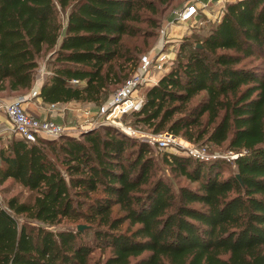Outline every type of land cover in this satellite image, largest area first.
Segmentation results:
<instances>
[{"label": "trees", "instance_id": "trees-1", "mask_svg": "<svg viewBox=\"0 0 264 264\" xmlns=\"http://www.w3.org/2000/svg\"><path fill=\"white\" fill-rule=\"evenodd\" d=\"M163 2L0 0V93L27 94L46 52L44 103H101L153 46ZM129 114L236 156L164 151L186 182L174 190L152 179L148 144L112 125L31 143L12 134L0 184L27 193L0 202V264H88L87 228L109 248L93 264H264V0L228 1L207 32L184 36ZM63 220L85 226L48 228Z\"/></svg>", "mask_w": 264, "mask_h": 264}, {"label": "rangeland", "instance_id": "rangeland-1", "mask_svg": "<svg viewBox=\"0 0 264 264\" xmlns=\"http://www.w3.org/2000/svg\"><path fill=\"white\" fill-rule=\"evenodd\" d=\"M189 1L190 0H167V2L157 4L159 10H162L163 8L166 10L164 11V13L159 14L160 27L153 46L150 47L149 50H146L144 53H141V55L149 53L151 57L153 56V59L150 61L149 64V71L147 74L148 79H146L142 87L138 89V91L136 92L137 94L142 93V95H144V92L148 88V86H150L151 83H155L157 77L161 73H165L169 69V67L173 65L174 56L177 52L178 44L183 39L184 36L190 34L202 35L203 33L207 32L208 29L211 28L212 25L218 22L219 19L221 18V14L225 8L226 3L228 1H234V0H223V1L213 2L212 4H210L205 8H199L198 14L190 21H186V22L176 21L174 19L176 13ZM58 16L63 17L61 11H59ZM167 20H170L171 25L177 24L184 29V32L179 35L180 37H178L175 40V42L171 40L168 41V39H166L167 38L166 34H164L163 36L161 34V31L163 30L162 27L166 25ZM172 39L174 40L175 38L173 37ZM48 57H49L48 53L43 52L38 60L39 65L45 66ZM117 88L109 92L107 97L101 103H103L107 98H109ZM20 95H25V94H20ZM200 95L201 94L193 97L190 100V104L196 102V100L200 97ZM15 98L16 96L13 93H8V92L0 93V103L10 102L13 101ZM101 103L95 104L94 107L97 108ZM70 110L71 109L65 111V114L68 113ZM68 114L70 115V112ZM71 115L72 116L71 117L69 116V118L67 115H64L65 122H63V124L61 125H63L64 128H66V131L78 135L77 131L79 128H81L83 119L75 121L74 117H76L75 116L76 114H71ZM133 120L134 118L131 117L129 113H127L121 115L120 117L114 118L113 122L110 123L112 126L121 129L128 136L134 137L137 140L144 141L145 143L148 144L150 150L148 151L147 155H149V157L152 159V169H151L152 179L154 180L155 178L162 177L164 181L169 183L174 190H176L180 185L186 184V182L182 177L178 176L177 174H175V172L171 171L168 168V166L161 161L162 153L164 151L188 154L189 150H193V151L197 150V151H203L205 152V154L210 156L220 157L221 159H225L229 161L230 159H232L231 158L232 152L224 149V146H215L206 139H202L195 142L187 141L181 136H173L172 134H169L167 133V131L164 130L158 133H154L152 132V128L146 127L142 123H138V122L136 123ZM12 134L13 133L10 132L9 136ZM4 144L5 141H2L0 146ZM232 168L233 165L232 163L229 162V164H227V167L225 166L222 169V173L223 174L230 173ZM17 192H21L24 195L27 193L19 185L11 183L10 180H5L3 183L0 184V202L5 201V199L11 197ZM17 219L20 222L22 216H19ZM29 223L32 225L35 222L32 221ZM81 223L83 222L82 221L73 222V221L63 220L61 223L53 226H49L48 228L75 229L76 225ZM92 232H93L92 228L90 229L87 228L83 231L82 234L84 240L93 246L92 251L89 253L90 257L88 264H93L95 261L97 262L99 261L102 263L105 257L109 253V248L104 247L101 243H99L101 240L96 241Z\"/></svg>", "mask_w": 264, "mask_h": 264}, {"label": "built area", "instance_id": "built-area-1", "mask_svg": "<svg viewBox=\"0 0 264 264\" xmlns=\"http://www.w3.org/2000/svg\"><path fill=\"white\" fill-rule=\"evenodd\" d=\"M216 1L223 0H190L176 13L174 19L179 22L190 21L198 14L199 8H205ZM167 24H171V22L169 21ZM161 34L162 36L165 34V29L161 31ZM152 59L153 56L151 57L149 53L141 55L136 70L124 80L109 98L96 108L94 113L91 114L89 108L80 107L78 110L81 111L83 122L77 133L80 129H86L87 127H94L100 124L111 125L114 118L139 110L143 103V95L136 92L148 79L147 74ZM46 74L47 70L45 67L39 65L36 80L43 79ZM72 82L76 81L72 80ZM36 93L35 89L32 90L33 95ZM24 98L23 96H18L13 101L0 103V112L3 113L8 123L7 128L0 129V132L9 131L26 143L34 142L37 138H57L68 132L60 123L46 116H37L28 112L23 105ZM70 104L72 103H49L47 104V109L48 111L64 115L66 110L78 108L75 104L72 106ZM70 134L77 136V134ZM188 154L204 160L211 157L205 152L197 150H189ZM235 156L236 154L232 153L231 158Z\"/></svg>", "mask_w": 264, "mask_h": 264}, {"label": "crops", "instance_id": "crops-1", "mask_svg": "<svg viewBox=\"0 0 264 264\" xmlns=\"http://www.w3.org/2000/svg\"><path fill=\"white\" fill-rule=\"evenodd\" d=\"M170 20H167V23L169 22ZM166 23V22H165ZM164 25L162 28L165 29V34H166V39H168V41H173L175 42V40L180 37L179 35L182 34L184 32V29L180 26V25H177V24H167ZM175 38L174 40L172 38ZM159 41V40H158ZM157 41V43H158ZM156 48V46H155ZM154 49V48H153ZM162 74V73H161ZM43 79H40V80H36L35 82V85L33 87L32 90H36V92H38L39 90V87L42 83ZM32 90L29 91L27 93V95H20V94H17L15 95L16 98L18 96H23L25 97L24 98V107L26 108V110L34 115H37V116H46L50 119H52L53 121H56V122H61L60 124H63V122H65V117L64 115H67L68 118L69 116L71 117L72 115L71 114H76L75 116L77 117H74V120L75 121H78L80 119L83 118L81 111L78 110L80 107L82 108H89L90 110V113H94L96 108L94 107L95 106V103H78V102H74V101H71L69 103H72L70 104L71 106L73 104H75V106H77L78 108H72L69 112H70V115L68 113L65 114L64 112V115H60V114H57L56 112L54 111H48L47 109V103H44L41 99L40 96L37 95V93L35 95L32 94ZM29 94V95H28ZM67 111V110H66ZM73 119V118H72ZM8 126V123L6 122V119L3 115V113L0 112V129H6ZM1 131V130H0ZM10 132L9 131H3V132H0V144L2 143V141H4L5 138H7L9 136Z\"/></svg>", "mask_w": 264, "mask_h": 264}, {"label": "water", "instance_id": "water-1", "mask_svg": "<svg viewBox=\"0 0 264 264\" xmlns=\"http://www.w3.org/2000/svg\"><path fill=\"white\" fill-rule=\"evenodd\" d=\"M237 176V175H236ZM238 177V176H237ZM85 225H83V224H78L77 225V229H82L83 227H84Z\"/></svg>", "mask_w": 264, "mask_h": 264}]
</instances>
